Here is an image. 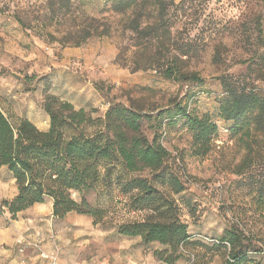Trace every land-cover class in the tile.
Instances as JSON below:
<instances>
[{"label": "rangeland", "instance_id": "rangeland-1", "mask_svg": "<svg viewBox=\"0 0 264 264\" xmlns=\"http://www.w3.org/2000/svg\"><path fill=\"white\" fill-rule=\"evenodd\" d=\"M162 1L168 6L163 22L150 7L116 14L110 0H0V110L14 124L30 119L45 131L50 127L45 99L57 96L87 112L88 134L104 130L105 114L113 105L148 114L144 135L150 141L158 136L171 153L166 167L185 184L182 194L171 195L193 240L175 264H225L227 252L210 242L231 227L254 247L251 264H264V207L258 199L264 161L239 174L245 151L225 132L230 124L218 117L223 80L264 96V0ZM132 21L140 29L153 25L154 37L145 40L131 32ZM106 27L111 33L98 36ZM87 32L91 37L77 45ZM149 66H172L202 82L167 80ZM175 101L200 116L211 115L217 124L219 132L207 155L196 154L193 134L183 120L172 126L164 120L157 127L158 113ZM112 166L101 167L102 177L112 169L111 183L102 179L96 190L83 195L92 208L104 211L101 220L75 212L58 219L53 200L47 199L39 213L24 217L18 240L0 245V250L41 258V250L52 254L56 244L59 264H165L157 256L165 247L119 234L121 224L142 221L147 213L131 212L130 196L120 189L122 168ZM141 177L152 178L149 171ZM15 194L14 180L2 169L0 231L18 219L3 208ZM72 197L81 202V195Z\"/></svg>", "mask_w": 264, "mask_h": 264}, {"label": "trees", "instance_id": "trees-1", "mask_svg": "<svg viewBox=\"0 0 264 264\" xmlns=\"http://www.w3.org/2000/svg\"><path fill=\"white\" fill-rule=\"evenodd\" d=\"M110 3L112 11L119 15H127L138 7H150L159 22H163L168 13V6L162 0H110ZM131 23L129 30L145 40L154 37L153 33L157 31L153 25L140 29L139 24ZM110 33L111 29L106 27L97 35ZM165 33L169 34V30ZM91 35L87 32L77 45ZM149 69L161 73L167 80L202 82L197 75L183 73L172 66H149ZM222 87L225 95L219 104L218 117L230 124L225 132L230 133L245 151L238 170L239 174H244L264 161V96L254 90L247 92L235 88L226 80L222 81ZM43 109L50 119L47 131H41L28 119L14 124L0 110V171L7 169L17 188L15 197L4 201L3 208L16 218L20 213L51 199L53 215L58 219L75 212L101 220L104 211L92 208L83 195L96 190L102 179L111 183L112 169L107 168L102 177L101 167L104 164H113L112 168L119 164L124 173L119 177V181L123 180L120 189L122 194L130 196L131 212L147 213L142 221L121 224L119 234L140 238L145 245L159 244L165 247L164 251L157 253L159 260L165 264L178 262L185 254L184 248L193 239L171 194H182L185 184L178 174L166 167L171 153L160 143L158 136L155 134L150 141L144 135L143 124L151 117L132 106L113 105L105 114L104 130L88 134L84 126L91 119L84 109L76 110L71 103L52 95L46 97ZM156 120L159 129L164 120L170 126L183 120L184 126L193 134L194 147L199 156L211 151L219 132L211 115L200 116L190 112L188 105L179 101L159 112ZM146 171L150 172L151 179L141 177ZM124 176H127L126 179ZM155 183L166 187L168 192L157 188ZM73 194L81 195V202L74 200ZM258 195L264 207V183ZM197 242L202 243L200 240ZM210 243L216 249L227 252L225 264L254 263L249 255L254 247L236 227H231L220 240Z\"/></svg>", "mask_w": 264, "mask_h": 264}, {"label": "crops", "instance_id": "crops-1", "mask_svg": "<svg viewBox=\"0 0 264 264\" xmlns=\"http://www.w3.org/2000/svg\"><path fill=\"white\" fill-rule=\"evenodd\" d=\"M67 101V100H66ZM81 109V108H80ZM30 120V119H29ZM31 121V120H30ZM37 125L36 123H34ZM47 131V130H45ZM17 193V188H16ZM16 195V194H15ZM42 205H35L32 208L20 213L18 219L10 224L8 227L0 231V245H13L19 238L18 228L23 225L24 217L39 213L42 210ZM41 258L32 255L16 254L14 251L0 250V264H42Z\"/></svg>", "mask_w": 264, "mask_h": 264}, {"label": "built area", "instance_id": "built-area-1", "mask_svg": "<svg viewBox=\"0 0 264 264\" xmlns=\"http://www.w3.org/2000/svg\"><path fill=\"white\" fill-rule=\"evenodd\" d=\"M38 237H39V235H38ZM38 239H39V241H40V238H38ZM19 241H20V242H24L23 239H21V240H19ZM35 247H37V246L35 245ZM40 256H41V258L48 260V261H49V264H59L60 249H59V247L55 244V245H54V250H53L52 254H47V253H45V252H43V251L41 250V254H40Z\"/></svg>", "mask_w": 264, "mask_h": 264}]
</instances>
